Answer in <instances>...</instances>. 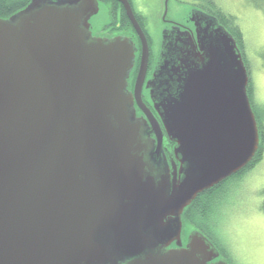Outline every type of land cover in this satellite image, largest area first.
<instances>
[{"label":"water","instance_id":"1","mask_svg":"<svg viewBox=\"0 0 264 264\" xmlns=\"http://www.w3.org/2000/svg\"><path fill=\"white\" fill-rule=\"evenodd\" d=\"M118 1L142 44L144 119L127 89L136 47L93 34L98 0H31L0 18V264H228L201 231L184 245L183 214L258 153L243 53L202 10L193 32L164 29L154 113L147 35Z\"/></svg>","mask_w":264,"mask_h":264},{"label":"rangeland","instance_id":"2","mask_svg":"<svg viewBox=\"0 0 264 264\" xmlns=\"http://www.w3.org/2000/svg\"><path fill=\"white\" fill-rule=\"evenodd\" d=\"M213 1L222 12L233 17L243 31L254 90V111L264 118V0ZM175 3L177 5L170 1L168 16L172 18L175 15L181 22L197 5L194 0H175ZM136 4L138 9H144L141 12L145 17V28L151 45L156 48L163 28L167 26L162 20V12H151L152 7L145 0H136ZM109 20V10L101 7L99 14L91 20L94 33L101 32L106 25L109 29ZM125 33L135 37L131 28ZM262 128L264 139V119ZM232 182L234 184L229 191L225 187L223 194L215 196L208 205L206 216L198 219L202 221L208 237L226 253L230 264H264V161L244 183L240 177L228 181L229 184ZM194 228L193 224L184 221L185 243Z\"/></svg>","mask_w":264,"mask_h":264},{"label":"flooded vegetation","instance_id":"3","mask_svg":"<svg viewBox=\"0 0 264 264\" xmlns=\"http://www.w3.org/2000/svg\"><path fill=\"white\" fill-rule=\"evenodd\" d=\"M99 1V5L100 8L103 7L104 10H109V26L110 28L108 29L107 25L103 27L101 32H97L94 33L93 30V24L91 23V28L93 31V34L95 36L98 37H104V38H112V37H117V36H126L129 37L132 42L134 43L135 47H136V55H135V63H134V67L133 70L130 73L129 79H128V93H131L132 95H134V99H135V103L134 106L136 108V114L137 117L139 118H146V115L144 113V111L141 109V107L138 105L136 98H135V90H136V85L138 82V77L140 74V70H141V64H142V44L140 41V38L138 36V34L136 33L131 20L129 19V16L127 14V11L125 9V6L122 2L118 1V0H98ZM171 0H145V3L148 4L149 7H152L151 12H155V13H160L162 12V20L167 24V26H165L163 29H169L172 28L173 26H180L181 29L183 30H190L191 32H193V30L195 29L194 24L191 21V14H189L188 18L181 22L179 19L176 18V16H171L172 18H169L168 14H169V3ZM175 3V0H172ZM129 5L132 8V11L134 12V15L136 16V19L138 20V22L140 23L142 29L144 30V32L147 35V39L149 42V48H150V59H149V63H148V69H147V73H146V78L144 81V85L142 87V92H141V97L142 100L144 102V104L149 107L154 113V103L151 99V89L149 87V82L150 80L153 78V75L156 71L158 62L160 60V56H161V52H162V48H163V39H162V34L160 37V43L159 45H157L156 48H153V46L151 45L150 42V37L147 33V30L145 28V17L142 14L141 10H144L143 8L138 9V6L136 4V0H128ZM150 4H152L150 6ZM177 5V4H176ZM196 10H202L199 9L198 5H196ZM203 12L212 15L211 13H209L208 11L202 10ZM158 21V20H157ZM132 29V31L135 33V37L134 35H128L127 30ZM164 31V30H163ZM246 52V51H245ZM246 54V53H245ZM158 117V116H157ZM259 125V124H258ZM155 138V136H154ZM175 147L176 145L172 142H169L168 145L166 147L163 148L164 150V155H166L167 160H169L168 157V152L167 150L170 151H175ZM258 153H260V161H257L255 158L252 161V163H250L243 171H241L240 173H238L237 175H234L233 177H231L230 179H228L227 181L215 186L214 188L206 191L204 194H207L210 192L214 193V196H217L219 194H223V192H225L226 188L228 190H226L227 192L229 191V188L231 185H233L234 183H228V181L233 180V179H238L240 177L241 180H243V183L245 182V180L249 179L250 176L252 175V173H255V170L257 169V166L264 161V139L260 134V145H259V150ZM256 160V161H255ZM255 161V162H254ZM254 163V164H253ZM248 176V177H247ZM252 178L254 179V176H252ZM256 179V177H255ZM227 183L229 184V186L227 185ZM240 184V182H239ZM236 185V184H235ZM226 192V193H227ZM204 196V195H203ZM201 201L202 200V195H200L197 199L194 200V202L184 211V214L186 213V211L188 209H190L191 207H193V204L195 203L196 200ZM183 214V215H184ZM183 230H184V221H183ZM200 231L197 228H194L193 231ZM202 232V231H201ZM208 237V235H206ZM210 240L211 238L208 237ZM211 242L214 244V246L217 248V250L220 253V256L218 257V259H216L213 262H217L220 259H225L228 264V257L226 255V253L222 250H220L215 243L211 240ZM184 245H186V243L184 242ZM172 247H175V245H173Z\"/></svg>","mask_w":264,"mask_h":264},{"label":"trees","instance_id":"4","mask_svg":"<svg viewBox=\"0 0 264 264\" xmlns=\"http://www.w3.org/2000/svg\"><path fill=\"white\" fill-rule=\"evenodd\" d=\"M30 1L31 0H0V18L11 17L12 15H14L17 12L24 9L30 3ZM194 1L198 5L199 9L208 11L212 15L216 16L219 19L220 23L223 26H225L226 29L236 39L238 46L243 53V57H244L246 66L248 68V73L250 76V68H249V64H248V59H247V55L245 54L246 53L245 52L246 51L245 46H244L245 45V37H244V34H243L241 27H239L238 23H236L234 21L233 17H230V16H228V14L222 12L221 9L217 7V5L215 4V2L213 0H194ZM248 93H249V97L251 100L253 110H255L254 109V90H253V86L251 84V77H250V83H249V87H248ZM256 118H257V121L259 124L260 134L263 137L262 119H264V118L260 117L257 114H256ZM255 159L257 161H260V153H257ZM213 194L214 193H212V192H210V194L209 193H207V194L203 193L202 194V200L201 201H199V199L196 200L195 203L193 204V207L188 209L186 211V213L183 215V221L186 220L187 222H190L191 224L194 225L195 228L202 231L205 235L206 234L208 235V233L206 232L207 230L202 225V223H201L202 221L199 220L198 218H200V217L204 218L206 216L208 205H209L210 201L215 197Z\"/></svg>","mask_w":264,"mask_h":264}]
</instances>
